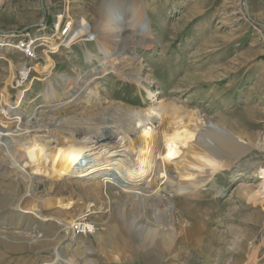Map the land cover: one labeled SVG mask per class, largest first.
Instances as JSON below:
<instances>
[{
	"label": "rangeland",
	"instance_id": "rangeland-1",
	"mask_svg": "<svg viewBox=\"0 0 264 264\" xmlns=\"http://www.w3.org/2000/svg\"><path fill=\"white\" fill-rule=\"evenodd\" d=\"M140 1L152 45L134 52L132 66H140L147 81L138 86L109 74L92 86L102 97L106 94L132 107L152 104L167 112L186 110L187 120L197 110L209 127H224L240 137L244 157L218 170L193 193L172 197L177 232L170 230L163 204L156 207L132 195V201L127 200L128 194L112 189L110 204L102 209L104 219L96 225L99 236L110 244L100 243L91 233L83 235L91 250L64 248L75 239L66 231L57 233L56 222L47 228L31 213L20 216L14 207L25 196L26 186L11 174L10 180L0 182V264H52L56 244L77 263L89 258L96 264H264V0ZM134 4L138 2L0 0V107L6 98L26 115L47 109L51 103L43 93L48 81L62 94L65 78H77L94 67L101 57L98 22L117 17ZM58 16L84 19L92 30L91 41L49 54L43 53L44 45L38 46L39 59L28 63L29 77L16 88L23 56L8 44L22 33L41 35L39 29L51 27ZM85 51L94 55L92 62H87ZM70 107L56 112L64 116ZM194 143L193 139L189 148L185 145V151L201 150ZM224 146L218 141L213 147L218 153L211 158L215 163L229 153ZM57 183L45 180L35 191L38 196H52L47 205H38L42 213L63 219L65 212L57 207L56 197L67 202L76 195L54 188ZM92 187L96 189L97 183ZM33 206L26 204L27 209ZM98 206L90 208L97 211ZM83 207L73 204L66 210L74 214ZM97 214L86 217L94 221Z\"/></svg>",
	"mask_w": 264,
	"mask_h": 264
},
{
	"label": "bare ground",
	"instance_id": "bare-ground-1",
	"mask_svg": "<svg viewBox=\"0 0 264 264\" xmlns=\"http://www.w3.org/2000/svg\"><path fill=\"white\" fill-rule=\"evenodd\" d=\"M136 1L138 4L131 5L127 12L98 22L101 57L94 67L77 78H65L62 94L57 92L53 81H48L43 93L51 103L45 106L47 109L26 115L6 98L0 107V182L15 174L26 186L25 196L17 200L14 209L20 216L33 214L46 222L47 228L49 222H56L57 233L67 231L75 218L98 213L91 221L94 225L91 234L105 245L110 240L99 236L96 225L104 219L102 209L109 206L112 189L128 194L127 200L132 201L129 198L132 195L141 202L151 201L156 207L163 204L170 230L177 232L172 197L193 193L218 170L231 167L245 155L240 137L224 127H209L197 110L187 120L186 110L167 112L152 104L132 107L106 94L102 97L97 87L92 86L109 74L138 86L147 81L141 67L132 66L136 61L134 52L138 48L150 49L152 45L150 26L144 25V4ZM84 21L78 20L82 25ZM85 54L87 62H92L94 55L89 51ZM69 105L66 115L57 114L60 108ZM174 119L180 122L175 124ZM193 139L194 146L201 150L193 147L185 151V145L189 148ZM218 141L229 153L215 163L211 158L218 156L213 148ZM45 180L51 183L58 180L54 188L76 195L67 202L56 197L57 207L65 212L63 219L52 213L43 214L38 206L47 205L52 198L38 196L35 191L37 184ZM95 183L97 187L93 190ZM164 189L167 194L162 193ZM26 198L28 201L21 205ZM90 200L99 205L97 211L90 208L95 204L88 203ZM32 203L35 206L27 209L26 204ZM73 204L83 205L84 210L67 212ZM82 237L68 241L64 248L91 250ZM62 248L59 244L52 247V264H96L89 258L77 263Z\"/></svg>",
	"mask_w": 264,
	"mask_h": 264
},
{
	"label": "built area",
	"instance_id": "built-area-1",
	"mask_svg": "<svg viewBox=\"0 0 264 264\" xmlns=\"http://www.w3.org/2000/svg\"><path fill=\"white\" fill-rule=\"evenodd\" d=\"M39 30L42 31L41 35H34L32 37L29 33H22L20 38L8 44L23 56L24 64L14 80L16 88L22 87L29 77L31 69L28 63L39 59L37 53L38 46L44 45L43 53L49 54L57 52L59 49H69L79 42L91 41L92 30L90 25L86 22L85 25H82L78 20H72L70 17L57 19L56 23L51 27L45 25ZM93 230V223L86 216H83L81 218H75L70 223L66 235L70 239H75L81 235L90 234Z\"/></svg>",
	"mask_w": 264,
	"mask_h": 264
},
{
	"label": "water",
	"instance_id": "water-1",
	"mask_svg": "<svg viewBox=\"0 0 264 264\" xmlns=\"http://www.w3.org/2000/svg\"><path fill=\"white\" fill-rule=\"evenodd\" d=\"M147 22L145 21L144 25L146 26Z\"/></svg>",
	"mask_w": 264,
	"mask_h": 264
}]
</instances>
